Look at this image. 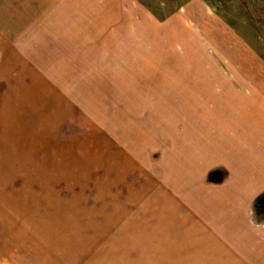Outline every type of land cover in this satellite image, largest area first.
Wrapping results in <instances>:
<instances>
[{"label": "rangeland", "instance_id": "1", "mask_svg": "<svg viewBox=\"0 0 264 264\" xmlns=\"http://www.w3.org/2000/svg\"><path fill=\"white\" fill-rule=\"evenodd\" d=\"M57 17L63 38L0 22V264H209L186 261L208 249L167 196L166 149L186 80L264 91V0H62Z\"/></svg>", "mask_w": 264, "mask_h": 264}, {"label": "crops", "instance_id": "2", "mask_svg": "<svg viewBox=\"0 0 264 264\" xmlns=\"http://www.w3.org/2000/svg\"><path fill=\"white\" fill-rule=\"evenodd\" d=\"M58 7L62 0H0L2 30L18 39L43 38L47 32L63 38V24L72 17L58 19ZM186 81L180 100L189 116L172 148L166 149L167 158L169 151L176 156V167L166 159L163 176L167 196L189 224L184 230L198 232L202 240L190 246L208 249L186 261L264 264V208L259 203L264 193V128L252 127L260 124L256 117H264V91L215 96L204 93L209 84ZM221 153L229 158L222 159Z\"/></svg>", "mask_w": 264, "mask_h": 264}]
</instances>
